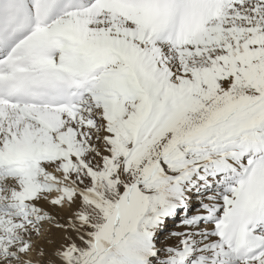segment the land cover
<instances>
[{
	"label": "snow or ice",
	"instance_id": "1",
	"mask_svg": "<svg viewBox=\"0 0 264 264\" xmlns=\"http://www.w3.org/2000/svg\"><path fill=\"white\" fill-rule=\"evenodd\" d=\"M0 264H264V0H0Z\"/></svg>",
	"mask_w": 264,
	"mask_h": 264
}]
</instances>
